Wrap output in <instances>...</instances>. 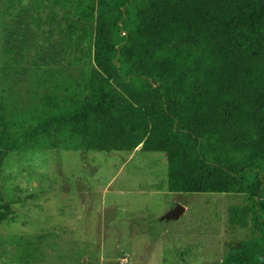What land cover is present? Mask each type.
I'll list each match as a JSON object with an SVG mask.
<instances>
[{
  "label": "trees",
  "instance_id": "16d2710c",
  "mask_svg": "<svg viewBox=\"0 0 264 264\" xmlns=\"http://www.w3.org/2000/svg\"><path fill=\"white\" fill-rule=\"evenodd\" d=\"M71 1L72 26L50 25L39 45V17H20L5 52L49 66L79 50L92 66L83 93L44 95L42 119L18 137L0 115V167L44 138L59 148L66 132L84 152L163 153L171 193L250 198L229 222L253 234L221 264H264V0ZM0 203L1 226L14 215L1 185Z\"/></svg>",
  "mask_w": 264,
  "mask_h": 264
},
{
  "label": "rangeland",
  "instance_id": "374dc122",
  "mask_svg": "<svg viewBox=\"0 0 264 264\" xmlns=\"http://www.w3.org/2000/svg\"><path fill=\"white\" fill-rule=\"evenodd\" d=\"M73 6L0 0V115L16 137L42 119L44 95L65 102L83 93L92 66L77 49L58 65L19 64L5 52L12 28L20 17H39L36 41L47 44L50 25L57 36L59 26L73 25ZM91 29L82 25L74 36ZM60 140L54 148L41 139L0 167L2 194L14 210L0 226V264H221L251 238V227L229 222L230 208L250 205L248 196L171 193L163 153L84 152L69 132ZM179 205L185 212L166 219Z\"/></svg>",
  "mask_w": 264,
  "mask_h": 264
},
{
  "label": "water",
  "instance_id": "95a60500",
  "mask_svg": "<svg viewBox=\"0 0 264 264\" xmlns=\"http://www.w3.org/2000/svg\"><path fill=\"white\" fill-rule=\"evenodd\" d=\"M185 206L179 205L178 208L174 211H170L165 218L166 219H177L185 212Z\"/></svg>",
  "mask_w": 264,
  "mask_h": 264
},
{
  "label": "built area",
  "instance_id": "2783aa9c",
  "mask_svg": "<svg viewBox=\"0 0 264 264\" xmlns=\"http://www.w3.org/2000/svg\"><path fill=\"white\" fill-rule=\"evenodd\" d=\"M122 263H124V262H122Z\"/></svg>",
  "mask_w": 264,
  "mask_h": 264
},
{
  "label": "crops",
  "instance_id": "0c3cea01",
  "mask_svg": "<svg viewBox=\"0 0 264 264\" xmlns=\"http://www.w3.org/2000/svg\"><path fill=\"white\" fill-rule=\"evenodd\" d=\"M140 149V148H139ZM138 150V149H137Z\"/></svg>",
  "mask_w": 264,
  "mask_h": 264
}]
</instances>
